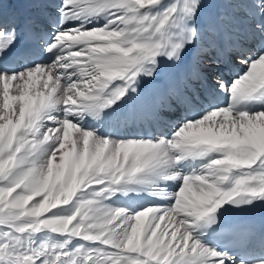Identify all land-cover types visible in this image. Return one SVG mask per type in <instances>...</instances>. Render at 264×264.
<instances>
[{"label": "snow or ice", "instance_id": "6c2138e0", "mask_svg": "<svg viewBox=\"0 0 264 264\" xmlns=\"http://www.w3.org/2000/svg\"><path fill=\"white\" fill-rule=\"evenodd\" d=\"M0 0V264H264V0Z\"/></svg>", "mask_w": 264, "mask_h": 264}, {"label": "bare ground", "instance_id": "6f19581e", "mask_svg": "<svg viewBox=\"0 0 264 264\" xmlns=\"http://www.w3.org/2000/svg\"><path fill=\"white\" fill-rule=\"evenodd\" d=\"M4 4L6 5L4 11H7L12 7L17 10L21 16L26 15L31 10L25 3L24 0H3Z\"/></svg>", "mask_w": 264, "mask_h": 264}]
</instances>
